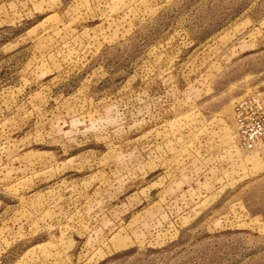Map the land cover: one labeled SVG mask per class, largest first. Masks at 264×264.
I'll return each mask as SVG.
<instances>
[{
  "label": "rangeland",
  "instance_id": "1",
  "mask_svg": "<svg viewBox=\"0 0 264 264\" xmlns=\"http://www.w3.org/2000/svg\"><path fill=\"white\" fill-rule=\"evenodd\" d=\"M0 264H264V0H0Z\"/></svg>",
  "mask_w": 264,
  "mask_h": 264
}]
</instances>
